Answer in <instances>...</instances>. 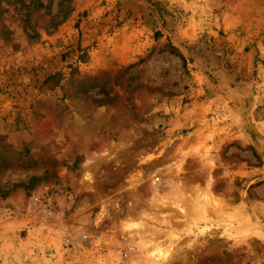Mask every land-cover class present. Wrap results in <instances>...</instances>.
<instances>
[{
  "label": "rangeland",
  "instance_id": "374dc122",
  "mask_svg": "<svg viewBox=\"0 0 264 264\" xmlns=\"http://www.w3.org/2000/svg\"><path fill=\"white\" fill-rule=\"evenodd\" d=\"M0 264H264V0H0Z\"/></svg>",
  "mask_w": 264,
  "mask_h": 264
},
{
  "label": "trees",
  "instance_id": "16d2710c",
  "mask_svg": "<svg viewBox=\"0 0 264 264\" xmlns=\"http://www.w3.org/2000/svg\"><path fill=\"white\" fill-rule=\"evenodd\" d=\"M157 36H159V33L157 34ZM80 51H81V53H79V55H78L77 62H80V61H82V60L85 58V54H86V53H85V50L81 49ZM63 58H64V57H63ZM183 60H185V59L183 58ZM70 68H73V67L70 66ZM57 76H62V74H60V73L51 74V75L48 76L47 81L53 80V79H55ZM47 81H46V82H47ZM33 181H36V180H33Z\"/></svg>",
  "mask_w": 264,
  "mask_h": 264
}]
</instances>
